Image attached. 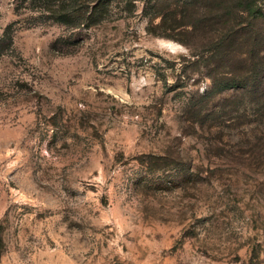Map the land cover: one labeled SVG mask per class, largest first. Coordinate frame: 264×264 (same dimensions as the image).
<instances>
[{"label": "rangeland", "instance_id": "obj_1", "mask_svg": "<svg viewBox=\"0 0 264 264\" xmlns=\"http://www.w3.org/2000/svg\"><path fill=\"white\" fill-rule=\"evenodd\" d=\"M243 25L264 51V0H0V264H264V91L213 80L254 35L210 52Z\"/></svg>", "mask_w": 264, "mask_h": 264}, {"label": "trees", "instance_id": "obj_2", "mask_svg": "<svg viewBox=\"0 0 264 264\" xmlns=\"http://www.w3.org/2000/svg\"><path fill=\"white\" fill-rule=\"evenodd\" d=\"M252 6L251 2H249ZM250 10H252V7H250ZM259 13L262 14V8L258 9ZM242 13H240L241 17H244L245 9H241ZM256 13V9H255ZM260 14V15H261ZM252 31V35H254V42L253 45H248L247 47H244L242 43V47L240 49V54L242 58L241 61V73L240 76H237L236 78L232 77H224L221 80L218 81V78H214L215 86L217 84H223L226 83H232L234 82L236 85L241 86L243 85L244 88L252 90L253 92L256 91H264V86L262 87V83L264 81V51L262 50L260 39H261V31L259 29H255L251 26H242L240 29L236 28L234 30H230L227 28L221 29L218 33H212V38H210L211 45H210V52L212 56H217L218 53L226 51L227 46L229 45V42L235 35H241V34H249L247 32ZM254 33V34H253ZM263 34V33H262ZM243 42V41H242ZM246 48V49H245ZM244 70V71H242ZM262 81V82H261ZM261 82V83H260ZM0 240L2 242V237H0Z\"/></svg>", "mask_w": 264, "mask_h": 264}]
</instances>
